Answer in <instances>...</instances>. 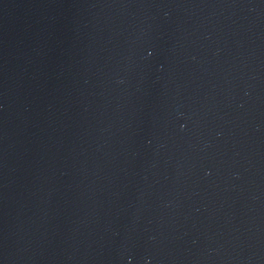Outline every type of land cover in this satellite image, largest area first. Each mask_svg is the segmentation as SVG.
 Returning <instances> with one entry per match:
<instances>
[{
    "label": "water",
    "instance_id": "95a60500",
    "mask_svg": "<svg viewBox=\"0 0 264 264\" xmlns=\"http://www.w3.org/2000/svg\"><path fill=\"white\" fill-rule=\"evenodd\" d=\"M0 264H264V0H0Z\"/></svg>",
    "mask_w": 264,
    "mask_h": 264
}]
</instances>
